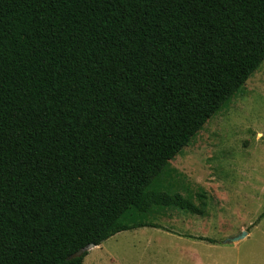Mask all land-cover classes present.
Returning <instances> with one entry per match:
<instances>
[{
	"label": "trees",
	"instance_id": "16d2710c",
	"mask_svg": "<svg viewBox=\"0 0 264 264\" xmlns=\"http://www.w3.org/2000/svg\"><path fill=\"white\" fill-rule=\"evenodd\" d=\"M263 62L264 0H0V264L206 216L170 162Z\"/></svg>",
	"mask_w": 264,
	"mask_h": 264
},
{
	"label": "rangeland",
	"instance_id": "374dc122",
	"mask_svg": "<svg viewBox=\"0 0 264 264\" xmlns=\"http://www.w3.org/2000/svg\"><path fill=\"white\" fill-rule=\"evenodd\" d=\"M170 167L183 195L206 192L207 215L165 212L152 220L160 229L119 233L83 264H264V62Z\"/></svg>",
	"mask_w": 264,
	"mask_h": 264
},
{
	"label": "water",
	"instance_id": "95a60500",
	"mask_svg": "<svg viewBox=\"0 0 264 264\" xmlns=\"http://www.w3.org/2000/svg\"><path fill=\"white\" fill-rule=\"evenodd\" d=\"M246 236V233H241L239 234L238 236H235V237H232V238H229L227 240H225V244H235V243H238L239 241H241L244 237ZM95 247L93 245H89L87 246L86 248L84 249H81L78 253V256H81L85 253H88L89 251H91L92 249H94Z\"/></svg>",
	"mask_w": 264,
	"mask_h": 264
},
{
	"label": "bare ground",
	"instance_id": "6f19581e",
	"mask_svg": "<svg viewBox=\"0 0 264 264\" xmlns=\"http://www.w3.org/2000/svg\"><path fill=\"white\" fill-rule=\"evenodd\" d=\"M96 248V247H95Z\"/></svg>",
	"mask_w": 264,
	"mask_h": 264
}]
</instances>
